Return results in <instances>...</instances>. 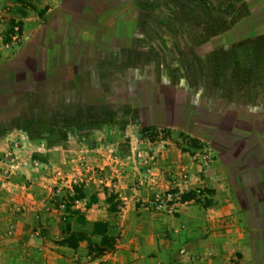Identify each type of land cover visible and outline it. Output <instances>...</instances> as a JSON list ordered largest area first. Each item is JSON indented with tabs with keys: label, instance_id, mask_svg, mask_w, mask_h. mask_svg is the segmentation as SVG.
<instances>
[{
	"label": "rangeland",
	"instance_id": "1",
	"mask_svg": "<svg viewBox=\"0 0 264 264\" xmlns=\"http://www.w3.org/2000/svg\"><path fill=\"white\" fill-rule=\"evenodd\" d=\"M52 1L0 0L3 102L40 79L34 54L27 64L13 54L58 14ZM134 1L124 17L130 38L104 66L124 80L106 93L27 91L2 114L0 264H185L206 217L199 211L216 206L213 149L229 127L216 84L237 94L264 83V0ZM58 56L49 47L43 59ZM160 88L190 103L153 106Z\"/></svg>",
	"mask_w": 264,
	"mask_h": 264
},
{
	"label": "crops",
	"instance_id": "2",
	"mask_svg": "<svg viewBox=\"0 0 264 264\" xmlns=\"http://www.w3.org/2000/svg\"><path fill=\"white\" fill-rule=\"evenodd\" d=\"M66 2L67 0H53L52 7L53 9L59 7L58 14L52 19L49 18L47 25H42L45 28L42 35L38 28L35 31L31 30L29 40H32L30 43H34L33 46L31 45L33 48L27 45L22 52L13 54V56L20 55L19 62L25 59L26 64L34 54L33 58L37 59L35 68L38 66L41 70L39 80L44 82L43 84L59 73L56 67L65 57L64 53L67 56L70 55L68 48L72 46L74 34L66 35L67 33H64L62 29L65 27L66 21L70 23L73 20L71 16L73 13L67 11L69 9L74 11V7L66 6ZM134 3V0H126L123 3V8H128ZM52 7L48 8L47 13ZM65 12L69 14L63 18L61 14ZM127 32L124 35L119 34L117 40L124 37L128 41L130 32ZM51 41L54 43L49 45ZM115 45L117 46V44ZM47 47H50L59 56L55 59L52 57L49 61L45 60L47 59L45 58ZM25 50H27V55ZM115 50L117 49L92 52L91 55L94 57L92 63L82 69L68 65L62 74L63 82L56 89L43 92L52 90L57 92L63 86H69L91 90L102 89L106 93V88L109 90L113 81L124 80L122 77L115 79L113 75L116 72L109 74L104 69L106 60ZM24 71V73L27 72V67L24 68ZM100 73L105 74V79L98 76ZM44 75L46 77L43 79ZM30 85L19 86L13 94L8 96V100L22 88L26 89L24 96L27 91L39 92L27 90ZM216 86H218V96L222 95L221 98L219 97L220 102L218 103L221 110L219 121L223 124L230 121L228 128L221 125L226 130L219 129L221 132L219 140H224L225 144L215 145L213 149L217 162L216 170L213 169V172L217 173L213 178L212 172L209 178H213L211 182H215L214 184L217 186L215 195L217 204L205 212L199 211L201 216L206 215V217L202 219L200 227H194L199 231V236H192L187 242L185 248L188 260L185 264H194L195 253L203 256L202 259L205 260L203 264H264V83L260 85L249 83L245 91L237 90V94H231L232 91L223 82L217 83ZM257 91L260 92V95L255 98ZM175 93H177L175 88L156 89L151 104L155 106L163 101L174 112L176 105L180 104L186 107L190 103L188 98L186 99L187 96L176 100ZM0 100L2 101L1 97ZM16 108L17 106H13L2 113L0 111V121L2 114L14 111ZM209 111L213 112L214 110L209 108ZM210 179L206 178L207 181ZM195 213L191 208L190 215H195ZM209 250L214 254L213 259L206 257ZM229 259H232L231 263H229Z\"/></svg>",
	"mask_w": 264,
	"mask_h": 264
},
{
	"label": "trees",
	"instance_id": "3",
	"mask_svg": "<svg viewBox=\"0 0 264 264\" xmlns=\"http://www.w3.org/2000/svg\"><path fill=\"white\" fill-rule=\"evenodd\" d=\"M126 0H67L66 6L74 7L75 15H71L73 20L69 23L66 21L62 31L64 33H73L72 46L68 50L70 55L61 60L56 69L59 73L46 82L40 83V80L32 82L35 85H30L27 90L44 91L56 89L63 82V72L68 65H73L75 68L82 69L92 63L94 57L91 53H98V50L113 49L117 42L119 34L124 35L128 27V19H124L129 10L123 8V3ZM254 11L250 10L247 18L254 16ZM66 18L67 12L61 14ZM264 19V15L263 18ZM264 28V20L262 24ZM66 51V50H65ZM95 51V52H94ZM55 67V65H54ZM38 69V70H37ZM35 68L32 72L35 78L41 74L39 68ZM38 76V77H37ZM39 83V85H37ZM26 89L22 88L16 95H13L10 100L3 102L0 100V111H6L8 108L18 106L20 99L23 98ZM16 96V98H15ZM162 96V95H161ZM14 98V100H12ZM164 100V99H163ZM15 102V105H13ZM186 106V105H185ZM188 106V105H187ZM230 124V121H229ZM220 130H226L220 128ZM216 145L225 144L224 140H217ZM106 236L103 237L105 239Z\"/></svg>",
	"mask_w": 264,
	"mask_h": 264
}]
</instances>
